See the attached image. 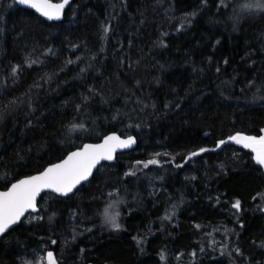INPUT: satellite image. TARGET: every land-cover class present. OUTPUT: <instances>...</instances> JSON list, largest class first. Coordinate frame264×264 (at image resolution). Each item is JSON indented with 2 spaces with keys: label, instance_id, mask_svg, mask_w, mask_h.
I'll return each mask as SVG.
<instances>
[{
  "label": "trees",
  "instance_id": "trees-1",
  "mask_svg": "<svg viewBox=\"0 0 264 264\" xmlns=\"http://www.w3.org/2000/svg\"><path fill=\"white\" fill-rule=\"evenodd\" d=\"M250 2L73 0L48 21L0 0V188L109 132L138 141L71 195L44 192L0 237V264H264V165L219 145L264 132Z\"/></svg>",
  "mask_w": 264,
  "mask_h": 264
},
{
  "label": "snow or ice",
  "instance_id": "snow-or-ice-1",
  "mask_svg": "<svg viewBox=\"0 0 264 264\" xmlns=\"http://www.w3.org/2000/svg\"><path fill=\"white\" fill-rule=\"evenodd\" d=\"M19 3L30 4L49 19H59L63 8L69 3V0H62V3L55 5L49 3V0H19ZM244 7L247 9L264 10V3L261 0H252V2L247 3ZM105 31L107 32V29ZM73 127H83V125H73ZM229 139L243 143L246 147H253L256 151L257 162L264 165V136L256 138L237 134ZM134 143V137L122 140L115 135L108 136L104 144L96 146L84 145L82 146V150L71 153L62 163L52 165L39 175L20 180L18 183L13 184L7 192H0V234H3L11 224L17 223L25 211L28 209L35 210V198L41 190L52 189L56 193L67 195L69 192H72L77 184L86 180L91 175L92 169L102 159L112 160L116 148H126ZM223 143L225 141L219 142V144ZM207 150L202 148L200 152ZM192 155H197V153H193ZM138 163H143L144 167H147L149 164H158L159 161L153 158L147 162ZM126 175H135V172H129ZM233 207L239 209L240 201L236 200ZM111 208L112 205L110 204L104 210L105 216L112 228L119 229L121 228L117 220L119 213L113 214L110 211ZM47 260L48 264H56L51 252L47 253Z\"/></svg>",
  "mask_w": 264,
  "mask_h": 264
},
{
  "label": "water",
  "instance_id": "water-1",
  "mask_svg": "<svg viewBox=\"0 0 264 264\" xmlns=\"http://www.w3.org/2000/svg\"><path fill=\"white\" fill-rule=\"evenodd\" d=\"M20 6H23V7H26V8H30L32 10H34L35 12H37L40 16H42L45 20H48V21H60V20H63L64 18V15H65V11L66 9L70 6V4L72 3L73 0H69V3L65 5V7L63 8L61 14H60V18L59 19H49L48 17L44 16L40 11H38L36 8H33L30 4H20L19 3V0H15ZM49 3L55 5V4H59V3H62V0H49ZM237 134H240V135H243V136H250V137H256V136H252V135H248V134H244V133H237ZM237 134H234L232 136H236ZM112 135H115V136H118L120 139H127L128 137H134L135 138V143L132 144L131 146L129 147H126V148H116V150L114 151L113 153V159L112 160H107V159H102L93 169H92V172H91V175H89V177L86 179V180H83L81 181L79 184L76 185V187L72 190V192H69L67 195H61L59 193H56L55 191H53L52 189H43L41 190L37 195H36V198H35V210L33 209H28L27 211H25L24 215L20 217L19 221L15 224H11L7 229L6 231L3 233L5 234L7 231H9L11 228H13L14 226H16L17 224H19L30 212H38L40 210V206H39V199L41 197V195L44 193V192H52L53 194L57 195V196H61V197H67L69 195H71L72 193H74L78 187H80L83 183L87 182L89 179H91V177L93 176V174L95 173V171L98 169V167L104 163V162H112L116 159V156L118 153L120 152H124V151H129V150H132V149H135L136 146H137V137L136 135L134 134H128V135H122L120 134L119 132H116V131H112V132H109L107 134H105L100 140H97V141H85L81 146H78L72 150H70L62 159L56 161V162H53V163H50L48 164L47 166H45L42 170L38 171V172H34L32 174H28V175H25V176H22L16 180H14L7 188H0V192H7L11 189L12 185L13 184H16L18 183L20 180H23V179H26L28 177H31V176H36V175H39L40 173H42L45 169L51 167L52 165L54 164H59V163H62L65 159H67V157L73 153V152H76V151H80L82 150V146L84 145H93V146H96V145H102L104 144V141L105 139L108 137V136H112ZM230 136V137H232ZM230 137H228L225 141L226 142H234L240 146H242L243 148H246L248 149L249 151H251L254 155V157L256 158V151L254 150L253 147H246L243 143H238L234 140H231L229 139ZM261 137V136H260ZM256 138H259V137H256ZM221 145V144H219ZM3 234H0V237L3 235ZM52 253V252H51Z\"/></svg>",
  "mask_w": 264,
  "mask_h": 264
},
{
  "label": "rangeland",
  "instance_id": "rangeland-1",
  "mask_svg": "<svg viewBox=\"0 0 264 264\" xmlns=\"http://www.w3.org/2000/svg\"><path fill=\"white\" fill-rule=\"evenodd\" d=\"M264 136V132H263V135ZM50 252V251H49ZM48 253V252H47ZM47 253L45 255H41V256H38V258H36V262L35 264H48V260H47ZM53 256H54V259L56 261V264H57V259L55 257V254L53 253Z\"/></svg>",
  "mask_w": 264,
  "mask_h": 264
},
{
  "label": "clouds",
  "instance_id": "clouds-1",
  "mask_svg": "<svg viewBox=\"0 0 264 264\" xmlns=\"http://www.w3.org/2000/svg\"><path fill=\"white\" fill-rule=\"evenodd\" d=\"M261 2L264 3V0H261ZM108 206H109V205H108ZM108 206H106V207L104 208V210H105L106 208H108ZM113 208H114V205H112V208L110 209V211H111L113 214L119 213L118 211H114ZM104 210H103V212L101 213V216H102V222H104V223H106V224H109V225L111 226L110 222L108 221V219H107L106 216H105V212H104ZM118 219H119V215H118V217H117V220H118Z\"/></svg>",
  "mask_w": 264,
  "mask_h": 264
},
{
  "label": "bare ground",
  "instance_id": "bare-ground-1",
  "mask_svg": "<svg viewBox=\"0 0 264 264\" xmlns=\"http://www.w3.org/2000/svg\"><path fill=\"white\" fill-rule=\"evenodd\" d=\"M61 224V223H60ZM135 239V238H134Z\"/></svg>",
  "mask_w": 264,
  "mask_h": 264
}]
</instances>
